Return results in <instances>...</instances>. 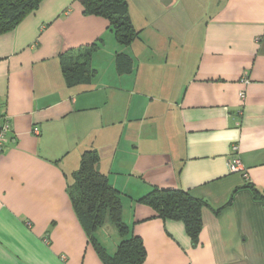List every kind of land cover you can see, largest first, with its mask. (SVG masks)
<instances>
[{
  "label": "crops",
  "instance_id": "crops-1",
  "mask_svg": "<svg viewBox=\"0 0 264 264\" xmlns=\"http://www.w3.org/2000/svg\"><path fill=\"white\" fill-rule=\"evenodd\" d=\"M128 3L129 45L80 0H43L0 35V264H105L69 189L90 148L144 264H264V199L247 186L264 194V0ZM84 48L89 80L69 84L62 66ZM154 188L206 201L195 243L138 201Z\"/></svg>",
  "mask_w": 264,
  "mask_h": 264
},
{
  "label": "trees",
  "instance_id": "trees-1",
  "mask_svg": "<svg viewBox=\"0 0 264 264\" xmlns=\"http://www.w3.org/2000/svg\"><path fill=\"white\" fill-rule=\"evenodd\" d=\"M42 1L0 0V35L13 30L29 13L38 9ZM80 1L86 14L108 19L120 44L129 45L139 37L141 31L132 21L128 0ZM86 50L89 48L79 51L77 56H71V62L63 64L69 84L89 80L86 59L80 60L82 55H87ZM100 159L97 149L84 150L79 168L73 174L69 189L78 217L105 264H144L147 256L144 242L140 236L132 233L124 221L121 193L109 182L107 174L100 170ZM247 186L254 191L256 198L264 199V194L258 188L252 184ZM232 199L233 196L228 204ZM138 201L152 207L155 216L182 221L193 242L197 241L204 224L203 209L208 205L206 201L192 196L186 190L175 188H154ZM107 222L115 226L122 238L113 255L96 236V232Z\"/></svg>",
  "mask_w": 264,
  "mask_h": 264
},
{
  "label": "built area",
  "instance_id": "built-area-1",
  "mask_svg": "<svg viewBox=\"0 0 264 264\" xmlns=\"http://www.w3.org/2000/svg\"><path fill=\"white\" fill-rule=\"evenodd\" d=\"M247 81V80H246ZM242 99L246 98V93L244 91L241 92L240 94ZM12 129V125L10 122V118L8 116H3L0 114V155L4 151L5 148V139L8 136ZM35 132L38 134L39 131L35 130ZM233 150L235 151L234 153H237L238 151V146L234 145ZM230 170L233 172H242L246 174L245 167L242 163V160L238 155H234L233 158L229 162Z\"/></svg>",
  "mask_w": 264,
  "mask_h": 264
},
{
  "label": "rangeland",
  "instance_id": "rangeland-1",
  "mask_svg": "<svg viewBox=\"0 0 264 264\" xmlns=\"http://www.w3.org/2000/svg\"><path fill=\"white\" fill-rule=\"evenodd\" d=\"M99 235L101 236L102 240L104 241V246L107 248L108 251L111 252L114 244L120 243L119 242V234L114 229V225L108 224L105 227H102L99 231ZM117 244V245H118Z\"/></svg>",
  "mask_w": 264,
  "mask_h": 264
}]
</instances>
